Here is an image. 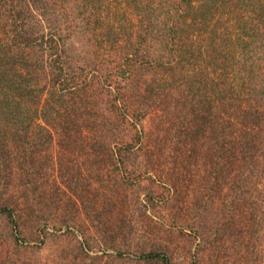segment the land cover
I'll list each match as a JSON object with an SVG mask.
<instances>
[{
  "label": "trees",
  "instance_id": "obj_1",
  "mask_svg": "<svg viewBox=\"0 0 264 264\" xmlns=\"http://www.w3.org/2000/svg\"><path fill=\"white\" fill-rule=\"evenodd\" d=\"M90 46L93 59L79 64L75 51ZM157 66L162 82L175 71L190 77L187 92L204 79L202 94L165 114L162 98L148 97ZM35 129L47 145L79 143L96 162L82 189L67 177L56 215L46 214V191L59 190L57 179L45 174L39 192L46 164L28 140ZM0 156V264H32L41 247L22 233L32 224L38 236L48 222L84 240L37 264H100L93 244L121 257L124 240H137L144 264H264V0H0ZM162 156L193 163L203 184L187 193L173 185L156 204L152 186L146 200L159 220L141 206L122 212L119 175L133 178L131 164ZM106 164L122 169L106 175Z\"/></svg>",
  "mask_w": 264,
  "mask_h": 264
},
{
  "label": "rangeland",
  "instance_id": "obj_2",
  "mask_svg": "<svg viewBox=\"0 0 264 264\" xmlns=\"http://www.w3.org/2000/svg\"><path fill=\"white\" fill-rule=\"evenodd\" d=\"M93 50L94 48H92L91 46L86 50V52H81L83 51V49H80V48L77 49V51L75 52L78 54V57L83 58V60H79L78 63L82 65V63L85 61L84 58L86 57L91 58L93 56V53H92ZM149 50H150L149 54L153 58L156 57V54H155L156 52L157 53L160 52V50H158L155 47H152ZM154 50L156 52L152 53ZM163 53H165V51ZM158 68L159 66L155 68V77H156V74H157L156 71ZM177 72L175 71L174 75L170 77L165 75V78H163V82L162 80H159L163 75L161 74V72L158 73V76L156 77L157 82L155 83L156 84L155 88L153 89V91L148 92V97H151L153 101L154 99L162 98V107L166 108V110L164 111L165 114H168L169 112L172 111V108L176 100L177 102H178V99L184 100V103L187 104L189 97H192V95H194L196 96V98H198V96L202 94L201 92L202 85H203L202 81L204 79L200 82L202 85L200 83L199 85L198 83L195 84V86H197L198 88L197 90L193 92L194 88H191L190 90L191 92L190 91L187 92L189 86H187L186 85L187 83L185 82L192 80V79H190V77L185 78L183 77V75L177 74ZM207 72L208 71L204 73H207ZM148 79H150V75H148ZM160 82L163 83V86L162 85L160 86L158 84ZM166 83H170V85L165 87ZM154 103H156V101H154ZM187 106L188 105H186L184 108H187ZM178 109H179V106L177 104V110L175 113L176 115L178 114ZM179 113H183V112L180 111ZM189 113H190V109H184L183 114L187 116ZM171 117H174V115ZM38 122H41L44 125V122L43 120H41V118H39ZM161 127H162V124H161ZM44 134H45L44 131L40 129H35L34 131L28 132L27 136H28L30 145L33 146V150L35 151V154L37 158L39 159V161L45 162L46 164V170L42 169L43 167H41L40 165L41 171L37 173L38 183L41 185L39 187V192L46 190L44 188L43 180H42L45 174L46 176L50 175V176H47L49 178L51 177L54 179L56 178L57 182L60 185L59 190L54 189L51 191L48 188V190L46 191L47 194L52 193V196L54 199V203L52 207L48 209L46 214L51 213L52 215H56L60 212L59 208L63 202V199L64 200L66 199V196L62 192H65V193L67 192V195H68L70 191L68 187H65L67 186L68 179L72 182L71 185L76 187L75 190L82 189L81 182L83 178V174H82L83 169H90L91 171H93L92 173L94 174V171H95L94 168L96 167V164H95L96 162H94L93 158L87 159L85 157V155L83 154L85 153V150L79 143H74L72 145L63 143L59 145L58 143L52 141V142H49V145H47L48 142H45L44 137H43ZM170 143L172 142H169L166 138L163 139L161 146H162V151L164 155H166V153L169 150H172L171 149L172 145H169ZM170 159L169 158L166 159L165 156H162L161 158L156 159V162L150 163L146 161L142 163L136 162L135 164H131L129 167L131 168L134 167L133 169L136 172L133 174V178H128V176L125 175L126 173H121L119 176H121V178L123 176L122 181L124 183L122 185V189H119L120 195L121 194L122 195L118 197L116 196V201H118L117 207H122V212L125 213V210L127 211L133 210L136 207L141 206V208H143V210H146L147 213L150 214L153 218L159 220L160 218L157 215L152 214L151 210L153 206L151 205V202L146 200L149 190L153 188L152 186L156 187L157 189L156 193L155 192L153 193L154 199H152L153 202L156 204L157 201L161 202L167 197L172 196L171 188L173 187V185L176 188L178 185L180 189L186 190L185 192L187 193L191 191L192 189L195 191L199 183L203 184L200 180H197L198 178H202L201 174L197 175L193 170H191L193 163H188L187 161H185L187 163L186 165L185 162L182 160V156L180 158H177V160L175 161H171ZM0 162H1V158H0ZM58 165H62V169L64 170L63 172L64 175L60 174V171L58 170L59 169ZM157 167H158V170L156 171ZM118 168H119V165L117 164L116 165L106 164L102 168V173L113 176V174L114 175L118 174L119 170L122 169L121 167L119 169ZM159 175H161L163 178L159 177ZM167 175H169L168 179L171 181L165 180ZM128 179L131 181V183L130 181H128ZM75 181L78 182L79 185H75ZM122 181L116 180L119 186H121ZM126 185H128V187L125 190ZM135 185L137 186L136 188L134 187ZM95 186H96L95 183H91V185L86 188V189H90L89 190L90 196L88 198L94 197V193L96 191ZM166 186L170 188V191L164 188ZM136 190H138L139 192L135 196ZM74 193L76 194L75 191ZM182 195H185V193H182ZM119 197H120V200H119ZM59 200L60 202H58ZM137 200L139 201V203L137 202ZM90 202L91 200L89 201V203ZM160 202H158L159 203L158 205H160ZM181 204L184 206L183 202H181ZM79 205L81 207L82 212L84 213L85 211H84L83 205L82 204H79ZM98 205H99L98 203H95L93 207H97ZM67 216L68 215H66V217ZM2 224H3V220L2 218H0V233H4L5 231ZM87 224H90V223L88 222ZM31 226L32 224H28L27 230L25 231L22 230L23 233H25V235L23 233L22 235L26 236L27 238L26 242H29L30 244H34V245H37L38 247H41L40 251L34 254V257L32 259L34 263L31 262L32 264H37L39 262L43 263L45 261L52 260L56 254L55 253L56 250L59 248L60 245L74 244L76 243V241L83 242L84 240V237L80 234V232L77 231L76 228H73L72 226L67 227L63 225L61 227L59 223H57L56 226H54L53 222H50V223L48 222L45 225L41 224L39 228H36V227L34 228L37 231L38 236L34 232L33 233L30 232L32 231ZM40 229H42V231ZM68 229L73 231V233L68 232ZM63 233H64V236H61V234ZM42 234H44L43 240L41 237ZM73 237H75L73 239L74 241H70ZM91 241L92 240L90 239V242ZM124 241L125 242H121L120 244L122 247V252H123V255H121V257L116 255L115 250H111L109 248L105 250H101L97 246H95V244H93L94 245L93 248H90L89 253L93 255H96V254L104 255L103 259L100 260L101 261L100 264H144L136 258L138 248L135 246V244L131 243L137 240L135 241L124 240ZM139 243L142 244L141 242ZM105 254L111 255V259L109 261L105 260L106 259Z\"/></svg>",
  "mask_w": 264,
  "mask_h": 264
}]
</instances>
